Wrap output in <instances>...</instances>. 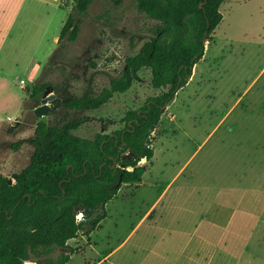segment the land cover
Listing matches in <instances>:
<instances>
[{
  "label": "rangeland",
  "instance_id": "rangeland-1",
  "mask_svg": "<svg viewBox=\"0 0 264 264\" xmlns=\"http://www.w3.org/2000/svg\"><path fill=\"white\" fill-rule=\"evenodd\" d=\"M72 4H6L12 19L4 42L0 33V171L13 181L31 160L40 121L88 114L79 132L93 136L103 118L117 122L108 132L123 127L129 109L165 90L152 86L144 68L140 81L102 109L65 108L66 98L108 85L159 25L135 0H94L78 39L58 43L68 17L60 28L59 20ZM220 9L215 38L152 133L155 154L140 161L148 166L143 180L123 183L102 225L89 233L86 224L54 257L75 248L68 264H264V0H226ZM43 82L59 88L61 104L38 116L27 89Z\"/></svg>",
  "mask_w": 264,
  "mask_h": 264
},
{
  "label": "trees",
  "instance_id": "trees-1",
  "mask_svg": "<svg viewBox=\"0 0 264 264\" xmlns=\"http://www.w3.org/2000/svg\"><path fill=\"white\" fill-rule=\"evenodd\" d=\"M94 0H73L69 16L59 36L78 39L82 15ZM148 17L158 20L156 33L140 50L126 58L124 68L112 76L100 92L86 91L64 98V107L75 111H97L116 93L128 91L141 80V70L150 68L154 88L144 105L129 109L121 119L124 126L112 131L107 117L102 129L93 136L79 130L92 120L88 114L49 124L40 121L35 130V149L30 162L17 173L16 181L0 171V264H24L34 256H43L47 264H68L76 251H53L70 247L86 224L91 232L108 216L107 203L123 183H140L148 166L143 158L155 154L152 133L159 125L166 106L175 98L204 56L206 42L223 20L221 5L226 0H135ZM48 82L28 87L31 97L39 100ZM59 92V88L54 86ZM63 98V97H62ZM90 208L81 220L76 207Z\"/></svg>",
  "mask_w": 264,
  "mask_h": 264
},
{
  "label": "water",
  "instance_id": "water-1",
  "mask_svg": "<svg viewBox=\"0 0 264 264\" xmlns=\"http://www.w3.org/2000/svg\"><path fill=\"white\" fill-rule=\"evenodd\" d=\"M50 92H53L52 94H49ZM61 104V98L56 96L54 92V88L51 86H47V88L44 90V94L42 97V103L39 104L34 108L35 113L38 116L47 115L51 110L57 108ZM15 178H17V173L13 175ZM9 183H13V178H9ZM76 212L82 213V216H78L81 220L86 219L88 214L90 213V208H83L82 205H78L76 207ZM24 264H38V261L36 259H29L25 261Z\"/></svg>",
  "mask_w": 264,
  "mask_h": 264
},
{
  "label": "crops",
  "instance_id": "crops-1",
  "mask_svg": "<svg viewBox=\"0 0 264 264\" xmlns=\"http://www.w3.org/2000/svg\"><path fill=\"white\" fill-rule=\"evenodd\" d=\"M11 0H0V33H1V38L3 39V42H4V40H5V38H6V36L8 35V30H6V28H5V24L7 23V22H9V19L11 18L12 19V17H11V14H10V12H9V9H8V7L6 6V4L8 3V2H10ZM60 6H62V3H61V5ZM67 8H69V7H67ZM70 9V8H69ZM69 11H67L66 12V14L63 16V17H61L60 18V22H59V27L58 28H60V26H61V24H63V22L65 21V17L67 18L68 16H69ZM60 34V33H59ZM6 35V36H5ZM55 41H57L58 43H59V36H58V34L57 35H55V39H54ZM43 65H38V66H36V68H35V75L38 73V72H40L42 69H43ZM26 97H27V94L23 97V106H22V111H24V109H25V106H24V100L26 99ZM38 106V105H37ZM22 111H21V113H22ZM144 159V158H143ZM166 191V188L163 190V192H162V194L164 193ZM161 194V195H162ZM202 240H204V241H207L205 238L203 239L202 238ZM211 243V242H210ZM198 254H200V252H197V255Z\"/></svg>",
  "mask_w": 264,
  "mask_h": 264
},
{
  "label": "built area",
  "instance_id": "built-area-1",
  "mask_svg": "<svg viewBox=\"0 0 264 264\" xmlns=\"http://www.w3.org/2000/svg\"><path fill=\"white\" fill-rule=\"evenodd\" d=\"M26 83L25 79H21V84L24 86V84Z\"/></svg>",
  "mask_w": 264,
  "mask_h": 264
},
{
  "label": "bare ground",
  "instance_id": "bare-ground-1",
  "mask_svg": "<svg viewBox=\"0 0 264 264\" xmlns=\"http://www.w3.org/2000/svg\"><path fill=\"white\" fill-rule=\"evenodd\" d=\"M79 216H82V213H79Z\"/></svg>",
  "mask_w": 264,
  "mask_h": 264
}]
</instances>
